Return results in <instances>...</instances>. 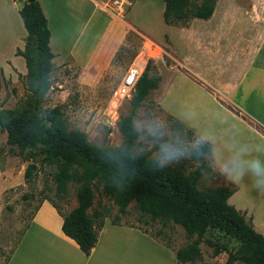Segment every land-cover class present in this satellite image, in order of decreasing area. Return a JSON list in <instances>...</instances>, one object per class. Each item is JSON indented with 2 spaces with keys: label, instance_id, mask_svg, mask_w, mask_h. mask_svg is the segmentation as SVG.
I'll use <instances>...</instances> for the list:
<instances>
[{
  "label": "crops",
  "instance_id": "crops-1",
  "mask_svg": "<svg viewBox=\"0 0 264 264\" xmlns=\"http://www.w3.org/2000/svg\"><path fill=\"white\" fill-rule=\"evenodd\" d=\"M5 1L20 19L16 2ZM110 1L37 0L50 33L51 61L55 54L76 60L90 51L96 38L111 33L115 18L123 30H139L158 48L155 42L168 41L181 65L162 92L157 88L163 77L152 90L161 110L209 142V160L219 173L221 167L231 170L253 159L264 166V0H216L208 18L193 17L180 27L163 22L162 0H114L118 17L106 9ZM74 25L73 39L65 45ZM19 27L0 66L9 61L25 74L24 59L15 54L26 35L22 22ZM243 167V181L221 173L236 186L227 201L250 215L253 229L264 235V172ZM243 188L247 202L240 205L234 196ZM61 221L52 204L41 200L5 264H180L170 247L134 226L106 219L85 255L63 234Z\"/></svg>",
  "mask_w": 264,
  "mask_h": 264
},
{
  "label": "trees",
  "instance_id": "trees-1",
  "mask_svg": "<svg viewBox=\"0 0 264 264\" xmlns=\"http://www.w3.org/2000/svg\"><path fill=\"white\" fill-rule=\"evenodd\" d=\"M162 1L163 22L180 27L193 17L208 18L216 0ZM17 12L26 35L23 48H17L15 54L24 59L25 85L33 96V104L17 112L0 110V130L5 132L8 145L42 151L41 162L53 167L55 194L62 196L69 182L76 184V204L66 213H61L52 201L43 198L62 217L63 234L73 239L85 255L89 253L103 225L104 214L92 207L93 190L98 189L111 199L120 214L125 213L126 206L133 201L134 208L162 226H180L188 241L173 249L177 263L200 260L199 244L205 242L212 248V255L226 253L228 264L235 261L264 264V235L253 229L250 216L245 218L244 211L227 201L236 186L228 181L210 188L197 185L210 156L209 142L200 140L190 149V156L200 163L189 172L171 164L160 168L148 152H133L138 136L133 123L135 111L160 80L158 75L147 73L149 62L134 85L129 112L117 121L122 143L115 147L96 146L88 141L83 131L67 128L59 105L41 115L40 102L48 90L53 67L50 33L37 0L24 1ZM171 119L178 129H187L176 119ZM36 168L34 163L27 164L24 179H29ZM110 222L116 224L112 219ZM207 232L230 237L237 246L230 248L225 242L217 243L206 237ZM14 247L2 264L6 263Z\"/></svg>",
  "mask_w": 264,
  "mask_h": 264
},
{
  "label": "rangeland",
  "instance_id": "rangeland-1",
  "mask_svg": "<svg viewBox=\"0 0 264 264\" xmlns=\"http://www.w3.org/2000/svg\"><path fill=\"white\" fill-rule=\"evenodd\" d=\"M14 1L17 7H20L25 0ZM105 7L119 16L116 14L119 9L116 8L114 0ZM9 8L5 0H0V56H8L11 41H15L16 35L21 32V21L14 15L12 8ZM76 27L74 25L73 29L69 28L65 37L66 44L64 39L62 43L67 45L73 39ZM109 31L110 34L96 38L92 49L82 52L76 60L71 56L58 57V54H55L56 58L52 61L53 67L49 74L50 84L40 102V112L44 115L47 109L59 105L68 129L83 131L88 141L96 146L115 147L122 143L117 121L121 115L129 112L131 95L115 97L113 90L144 41L151 38L131 27H125L123 30L120 19L116 18L110 23ZM167 42H155L160 48L150 45V56L146 57L144 54V67L149 62L147 73L163 77L158 84V94L181 65ZM32 104L33 96L26 89L24 73L9 61L7 65L0 66V110L17 112L31 107ZM133 123L138 131L133 152H148L150 157L156 159L162 143L158 135L162 133L163 142L182 153L171 165L177 166L183 172H189L200 163V160L190 156V149L200 140L193 132L184 128L178 129L174 125L173 119L159 107L153 91L136 109ZM156 129H159V132H156ZM42 156V151L37 148L19 149L8 145L5 132L0 130V264L9 255L44 197L52 201L61 213H66L76 204L75 183L69 182L67 191L62 196L54 193L53 167L42 163ZM29 163L36 164L37 168L33 170L31 177L25 180L23 172ZM225 182L223 175L212 167L208 159L198 179V187L210 188ZM234 200L240 205L247 202L244 188L234 196ZM92 207L104 214L103 220L112 219L116 223L134 226L171 249L188 241L180 226H162L157 220H151L148 215L141 214L134 208L133 201L128 203L125 213L120 214L111 199L95 189ZM247 215L245 212V218L250 216ZM206 237L217 243L225 242L230 248L237 246L234 239L223 237L217 232H207ZM199 248L201 259L187 264H228L225 261L226 253L212 255V248L205 242H201ZM231 264L242 263L235 261Z\"/></svg>",
  "mask_w": 264,
  "mask_h": 264
},
{
  "label": "clouds",
  "instance_id": "clouds-1",
  "mask_svg": "<svg viewBox=\"0 0 264 264\" xmlns=\"http://www.w3.org/2000/svg\"><path fill=\"white\" fill-rule=\"evenodd\" d=\"M155 131L159 132V129H156ZM158 139H160L162 143L158 150L156 162L160 168H164L167 165L176 162L182 156V153L173 149L167 143H164L162 133L158 135ZM243 165H246L247 169L254 174H260L261 172H264V166H262L261 162L257 159L243 161L242 164L234 166L231 170L224 167H221L220 170L221 173L226 176V178L232 180L233 182H238L242 180L244 176Z\"/></svg>",
  "mask_w": 264,
  "mask_h": 264
},
{
  "label": "built area",
  "instance_id": "built-area-1",
  "mask_svg": "<svg viewBox=\"0 0 264 264\" xmlns=\"http://www.w3.org/2000/svg\"><path fill=\"white\" fill-rule=\"evenodd\" d=\"M148 41L149 40L144 41L138 54L131 60L130 64L127 66L116 88L113 90V96L124 97L131 95L134 89V85L144 68V60H146L144 58V54L146 55V57H149L151 53L150 45L156 46L152 41ZM139 55H141V58H138Z\"/></svg>",
  "mask_w": 264,
  "mask_h": 264
},
{
  "label": "water",
  "instance_id": "water-1",
  "mask_svg": "<svg viewBox=\"0 0 264 264\" xmlns=\"http://www.w3.org/2000/svg\"><path fill=\"white\" fill-rule=\"evenodd\" d=\"M34 0H25L26 3L33 2Z\"/></svg>",
  "mask_w": 264,
  "mask_h": 264
},
{
  "label": "bare ground",
  "instance_id": "bare-ground-1",
  "mask_svg": "<svg viewBox=\"0 0 264 264\" xmlns=\"http://www.w3.org/2000/svg\"><path fill=\"white\" fill-rule=\"evenodd\" d=\"M138 58H141V55H139ZM142 59H143V58H142Z\"/></svg>",
  "mask_w": 264,
  "mask_h": 264
}]
</instances>
